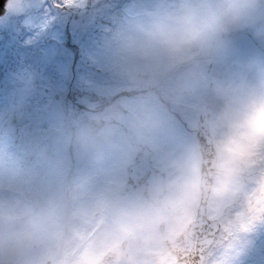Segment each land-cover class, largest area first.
<instances>
[{"label":"clouds","instance_id":"obj_1","mask_svg":"<svg viewBox=\"0 0 264 264\" xmlns=\"http://www.w3.org/2000/svg\"><path fill=\"white\" fill-rule=\"evenodd\" d=\"M89 59L131 100L90 105L23 158L0 124V264H245L264 229V0H133ZM133 155L150 167L136 187L108 167Z\"/></svg>","mask_w":264,"mask_h":264},{"label":"rangeland","instance_id":"obj_2","mask_svg":"<svg viewBox=\"0 0 264 264\" xmlns=\"http://www.w3.org/2000/svg\"><path fill=\"white\" fill-rule=\"evenodd\" d=\"M57 3L45 0L44 7L27 18L0 17V124L11 126V151L21 158L37 144H54L56 128L86 113L90 105L103 108L132 98L114 90L89 55L133 0H104L95 18L91 9L68 11ZM253 47L250 40H242L234 54ZM175 136L178 141L185 136L179 118ZM134 157L108 166L114 179L128 181L127 166ZM245 264H264V229Z\"/></svg>","mask_w":264,"mask_h":264},{"label":"water","instance_id":"obj_3","mask_svg":"<svg viewBox=\"0 0 264 264\" xmlns=\"http://www.w3.org/2000/svg\"><path fill=\"white\" fill-rule=\"evenodd\" d=\"M5 2L6 0H0V13L3 11ZM128 172L129 183L136 187L138 182H142L147 179L150 174V167L144 160L136 156V163L129 166Z\"/></svg>","mask_w":264,"mask_h":264}]
</instances>
